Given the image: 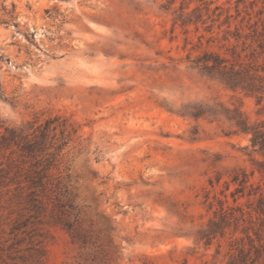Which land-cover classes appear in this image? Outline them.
Instances as JSON below:
<instances>
[{
  "label": "rangeland",
  "instance_id": "obj_1",
  "mask_svg": "<svg viewBox=\"0 0 264 264\" xmlns=\"http://www.w3.org/2000/svg\"><path fill=\"white\" fill-rule=\"evenodd\" d=\"M206 51L263 65L264 0H0V122L75 126L53 174L75 187L87 239L52 200L30 220L16 186L2 187L0 264H226L228 239L197 243V231L230 171L264 157L227 122L165 106L221 102L255 121L264 102L193 69Z\"/></svg>",
  "mask_w": 264,
  "mask_h": 264
},
{
  "label": "trees",
  "instance_id": "obj_2",
  "mask_svg": "<svg viewBox=\"0 0 264 264\" xmlns=\"http://www.w3.org/2000/svg\"><path fill=\"white\" fill-rule=\"evenodd\" d=\"M233 58L229 60L206 51L192 60V68L231 91L254 97L256 104L261 105L264 102V64L259 65L257 60L248 62L241 54ZM165 108L184 118L227 122V136H249L246 149L251 148V152L264 157V118L252 121L239 106L231 107L221 102L191 101L177 109ZM76 131L75 126L61 116L43 121L34 118L18 126L1 121L0 189L16 186L20 203L30 208V220L39 218L52 200L56 221L85 245L87 239L76 227L79 207L75 187L70 181L64 184L61 177L55 178L53 174L58 157ZM196 134L198 129L195 128L192 135ZM222 178L218 173L216 182L220 183ZM209 182L214 186L212 179ZM221 194L223 199H217L218 208L213 211L212 218L197 231L196 242L205 241L209 245L217 238H227L226 264H264V160L250 162L249 169L233 168ZM212 207L211 203L210 209ZM73 214L74 220L71 219ZM29 219L17 224L16 228L27 226Z\"/></svg>",
  "mask_w": 264,
  "mask_h": 264
}]
</instances>
